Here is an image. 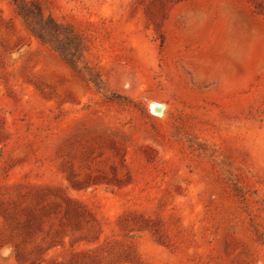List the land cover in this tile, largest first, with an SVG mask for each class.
Wrapping results in <instances>:
<instances>
[{
	"label": "rangeland",
	"instance_id": "1",
	"mask_svg": "<svg viewBox=\"0 0 264 264\" xmlns=\"http://www.w3.org/2000/svg\"><path fill=\"white\" fill-rule=\"evenodd\" d=\"M36 1L85 50L0 0V264H264V0Z\"/></svg>",
	"mask_w": 264,
	"mask_h": 264
},
{
	"label": "trees",
	"instance_id": "2",
	"mask_svg": "<svg viewBox=\"0 0 264 264\" xmlns=\"http://www.w3.org/2000/svg\"><path fill=\"white\" fill-rule=\"evenodd\" d=\"M13 5L16 14L22 19L27 31L42 44L50 46L69 67L76 69L77 59L80 58L84 52L85 45L72 27L69 25L58 24L49 16L45 17L42 13L40 4L36 0H13ZM88 81L93 82L97 87L100 84L99 80L96 82L95 79H88ZM67 205H70L71 207L76 206L69 201ZM75 208L77 209L78 207L76 206ZM81 222H84V220H73V224H67L66 227L70 226L78 228ZM84 223L87 224L88 221H85ZM36 226V220H24L21 228L24 234L28 236L37 229ZM95 240L96 238H94L93 241ZM13 248L16 261L19 264L44 263L42 253L38 258L32 260L29 257L30 254L26 253L19 244H14ZM34 252H37V247H35ZM74 255H78V253H75Z\"/></svg>",
	"mask_w": 264,
	"mask_h": 264
},
{
	"label": "bare ground",
	"instance_id": "3",
	"mask_svg": "<svg viewBox=\"0 0 264 264\" xmlns=\"http://www.w3.org/2000/svg\"><path fill=\"white\" fill-rule=\"evenodd\" d=\"M163 105L158 102H152L150 104V110L153 115L161 116Z\"/></svg>",
	"mask_w": 264,
	"mask_h": 264
}]
</instances>
